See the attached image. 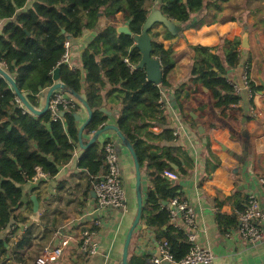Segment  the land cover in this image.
<instances>
[{"label": "crops", "instance_id": "obj_1", "mask_svg": "<svg viewBox=\"0 0 264 264\" xmlns=\"http://www.w3.org/2000/svg\"><path fill=\"white\" fill-rule=\"evenodd\" d=\"M207 1L209 5L194 14L191 20L192 23L203 18L204 24L183 30L179 37L166 38V29L161 24L152 26V33H149L152 40L160 41L164 46L171 45L174 50L175 66L167 76L170 85L162 89L166 121L145 115L143 120L131 126V133L143 140L147 154L162 156L158 157V161L164 159L166 152L180 159L187 154L193 160L187 175L180 174L176 163L171 162V166H176L172 168L179 175L175 182L181 185L182 199L188 202L195 215V242L213 253L211 264H264V239L255 243L242 240L237 236V226L223 232L216 219L217 212L237 215L236 203L245 199L242 203L245 206L248 193L257 196L264 211V0H227L219 3V9L215 8L212 0ZM113 17L117 20L116 27L128 25L122 20L121 12ZM113 17L101 14L96 28L84 30L81 35L69 40L67 66L70 69H80L84 77L81 53L100 30L114 23ZM3 22L0 20V30ZM156 32L158 37L153 35ZM245 33L247 46L242 45ZM224 38L240 42L238 62L226 71V77L234 86L239 100L222 111L214 106L215 100L207 88L189 83L191 52L188 46L216 47L223 58L220 43ZM245 72L250 83L257 86L253 91L243 82ZM47 88L38 94V109L44 106ZM108 89V86L103 88L101 108L111 114L100 111L106 116L104 124L117 125L121 106L111 100L112 96L105 94ZM80 95L84 97L82 92ZM78 103L77 120L80 126L87 118V111ZM0 119L5 120L6 116L0 115ZM198 125L202 131L198 130ZM166 128L172 130L170 139L163 135ZM92 133L84 129V144ZM107 141L116 145L125 207H97L89 173L78 165L84 149L77 141L71 158L59 167L55 175H33L21 185L24 204L17 210L18 219H11L7 228L9 250L0 264H35L37 255L45 246L54 247L66 236H70L71 240L64 247L61 257L46 264H123L121 259L126 233L137 212L134 162L129 149L114 130L104 131L94 143L100 145ZM209 153L219 161V165L212 170ZM150 163L144 160L139 166L142 207L151 186ZM205 169L209 171L206 176ZM201 177H204L202 182ZM32 195L38 201L36 212L33 210ZM94 226L98 249L89 254L80 248V235L83 229ZM262 226L264 230V224ZM180 228L184 231L183 227ZM157 241L154 229L148 227L140 216L128 246V261L132 256L144 253L147 259L154 256L158 249ZM163 264L173 263L164 261Z\"/></svg>", "mask_w": 264, "mask_h": 264}, {"label": "trees", "instance_id": "obj_2", "mask_svg": "<svg viewBox=\"0 0 264 264\" xmlns=\"http://www.w3.org/2000/svg\"><path fill=\"white\" fill-rule=\"evenodd\" d=\"M226 1L212 0V3L219 9V3ZM208 5L207 0H158L156 3L151 0H0V20L4 21L0 30V61L33 107H39V92L53 83L52 71L60 66L61 81L67 89L79 94L82 92L91 108L92 116L85 130L94 132L106 120L100 108L103 105V88L109 87L105 94L112 96L111 100L121 106L116 123L130 142L139 166L144 160L151 162V186L141 218L154 229L157 240L166 242L175 262L181 260L190 248L183 229L169 222L170 200L182 199L183 191L179 183L162 173L164 170L175 171L171 166L173 162L178 165L181 175H187L193 160L187 154L180 159L166 152L164 159L158 161L162 156L147 154L143 140L131 133V126L143 120L145 115L166 121L162 89L170 85L167 76L175 66L174 50L171 45L164 46L162 42L153 40L151 55L159 59L163 76L160 84L148 81L145 70L136 68L141 54L134 46L133 36L117 32V20L113 16L121 12L122 20L127 21L132 34H139L149 9L157 7L182 27L175 34L165 30V37L173 38L181 36L187 28L202 26L203 18L192 23L191 20L194 14ZM101 14L113 17L114 23L100 30L81 53L83 77L80 69H70L62 63L64 42L76 38L84 30L96 28ZM149 33H152L151 29ZM153 35L158 37L159 33ZM239 43L238 39H222L220 49L223 58L216 47L188 46L191 52L189 83L207 88L215 100L214 106L222 111L239 100L234 86L226 77L227 68L238 62ZM249 87L252 91L257 88L252 82ZM79 106L77 102L63 110L56 120L49 108L40 115H34L18 105L16 94L0 76V115L6 116L5 120L0 119V263L9 250L7 228L11 219H18L17 210L24 204L21 185L35 175L36 167H40L47 176H53L71 158L78 137L79 121L74 114ZM171 132L166 128L164 137L172 138ZM104 144L92 143L79 159V167L86 169L89 177L105 168ZM209 155L212 170L219 161L211 153ZM244 201H237L238 212L244 209ZM237 218L236 214L216 213L223 232L238 227ZM147 261L144 253L132 256L128 262L147 264Z\"/></svg>", "mask_w": 264, "mask_h": 264}, {"label": "built area", "instance_id": "obj_3", "mask_svg": "<svg viewBox=\"0 0 264 264\" xmlns=\"http://www.w3.org/2000/svg\"><path fill=\"white\" fill-rule=\"evenodd\" d=\"M156 3L158 0H151ZM69 48L70 42H64V54L62 63L69 64ZM4 63L0 61V67L4 68ZM244 84L249 87L250 79L246 72L243 75ZM16 102L21 105L20 100L16 96ZM76 99L58 89L53 92L49 109L52 111V118L56 120L60 117V111L67 110L76 105ZM59 106L62 107L59 109ZM22 108L26 109L21 105ZM27 110V109H26ZM105 168L101 173L91 176L90 182L95 196L96 205L99 208L112 206L117 208L125 207V193L121 170L118 160L116 145L113 141H107L104 146ZM163 175L170 180H177L179 175L175 171L164 170ZM35 176L47 177L40 167H36ZM264 189V180H262ZM244 209L237 212L239 224L237 227V236L245 241L255 243L264 239V211L260 207L259 200L254 193H248L246 197ZM169 222L174 227H183L190 243L188 253L179 261L175 262L167 249L165 241H157L160 256L156 255L148 258L147 264H163L164 261L173 264H211L214 259L213 253L200 246L195 242L196 223L194 214L188 202L183 199L173 198L168 205ZM71 240L70 236L63 238L60 243L54 247L45 246L37 255L35 264H46L58 260L65 246ZM80 248L82 251L92 254L98 249V241L96 239V231L93 228H85L80 235Z\"/></svg>", "mask_w": 264, "mask_h": 264}, {"label": "water", "instance_id": "obj_4", "mask_svg": "<svg viewBox=\"0 0 264 264\" xmlns=\"http://www.w3.org/2000/svg\"><path fill=\"white\" fill-rule=\"evenodd\" d=\"M155 24H161L171 34H175L182 29V27L178 23H176L174 20L164 15L159 8L149 9L147 17L142 25V29L139 34H132V31L129 29V26L127 24L118 25L116 29H117V32L119 33H125V34L133 36L134 46L139 50L141 54V58L139 62L137 63L136 68L145 70L148 81L154 84H160L162 80V76H163V70H162V66H161L159 59L151 55L153 40L149 34V30ZM242 45L247 46V34L246 33L242 37ZM0 76L9 83L11 89L13 90V92L16 94V96L20 100L21 105L24 106L30 113L34 115H40L48 110L52 94L58 89L67 93L68 95L73 96L78 102H80L86 108V111H87V118L85 119V121H83L80 124L79 129H78V137H77L78 144L83 149L87 148L89 145L94 143L101 133L109 129L114 130L117 136L120 138L122 144L125 145L129 149L130 154L133 158V162H134L135 189H136V197H137V212H136L133 223L131 224L129 230L126 233V237H125V241L123 245V251H122V259H121L123 264H129L128 246L131 240L132 232L140 220V216L142 212V195H141V172L139 168V163H138L136 154L130 142L128 141V139L125 137V135H123V133L120 131L117 125L112 124V123H105L99 129H97L96 131L92 133L89 141L86 144L83 143L82 133L91 119L92 110L87 104L83 96H81L79 93L73 90L67 89L66 84L60 81V66L55 67L52 71L53 83L45 91L44 106L41 109L33 107L28 102L25 95L17 87L15 80L2 67H0ZM262 85L264 87V83H262ZM100 110L104 112L106 115L111 114L109 111H107L103 107ZM59 114L62 115L63 111H60ZM74 115L76 119H79V116L77 115V113H75ZM198 130L202 131V128L200 125H198ZM172 166L176 168L174 164H172ZM31 199L33 201V210L36 212L38 208V201L35 195H32ZM163 203L166 204L165 201H163ZM155 255L157 257L160 256L158 249Z\"/></svg>", "mask_w": 264, "mask_h": 264}]
</instances>
